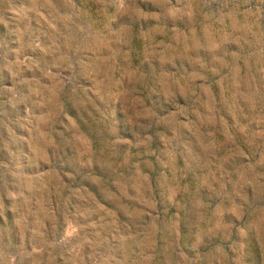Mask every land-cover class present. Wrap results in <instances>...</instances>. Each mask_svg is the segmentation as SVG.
Masks as SVG:
<instances>
[{
    "label": "rangeland",
    "instance_id": "374dc122",
    "mask_svg": "<svg viewBox=\"0 0 264 264\" xmlns=\"http://www.w3.org/2000/svg\"><path fill=\"white\" fill-rule=\"evenodd\" d=\"M0 264H264V0H0Z\"/></svg>",
    "mask_w": 264,
    "mask_h": 264
}]
</instances>
